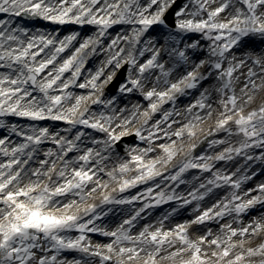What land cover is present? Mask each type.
Here are the masks:
<instances>
[{"label":"snow or ice","instance_id":"1","mask_svg":"<svg viewBox=\"0 0 264 264\" xmlns=\"http://www.w3.org/2000/svg\"><path fill=\"white\" fill-rule=\"evenodd\" d=\"M250 56L264 0H0V264H264ZM137 105L150 129L128 130Z\"/></svg>","mask_w":264,"mask_h":264},{"label":"clouds","instance_id":"2","mask_svg":"<svg viewBox=\"0 0 264 264\" xmlns=\"http://www.w3.org/2000/svg\"><path fill=\"white\" fill-rule=\"evenodd\" d=\"M254 57L250 56L248 61L244 64L243 68H241L237 75L233 77V84L237 88V95L241 98L240 104L245 109L250 107H254L258 104H264V60L260 63L253 62ZM251 69L255 75L252 77L254 84L247 83L248 81V71ZM196 72L201 71V67L195 68ZM103 86V84H102ZM161 86H163L161 84ZM100 92L97 91L96 95H99ZM136 104V101H128V109L127 111L121 115L119 112L115 113L116 120L115 123L119 124L121 120H124L127 116H130L133 112L132 105ZM118 107H123V105H118ZM145 112L148 114L145 115ZM180 115L178 119L183 121H191L195 114H190L188 111L187 104L179 107ZM136 116L132 120L130 124L127 125L128 130L131 131L140 127L151 128V123L149 121L154 113L151 112V109H146L143 106L137 105L136 108ZM221 111L216 107V105H211L206 112L200 114L201 118L195 123L196 135L188 136L187 128H184L185 136L182 140L178 139V143H182L185 145V148L181 151V155L177 157V159L173 163H179V161L183 158V153L189 150L190 145L199 144L201 140L208 134L209 130L214 128L216 120L221 116ZM124 126L121 125V128ZM121 129H117L119 131ZM175 131V129H172ZM153 148L157 147V145H151ZM168 167H172V165H168ZM264 258V257H261ZM255 258V259H261ZM133 264H138V262H133Z\"/></svg>","mask_w":264,"mask_h":264}]
</instances>
